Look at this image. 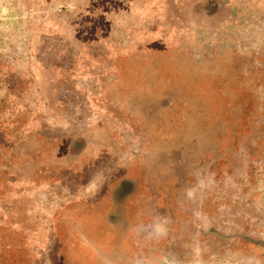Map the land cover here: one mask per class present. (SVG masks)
Returning a JSON list of instances; mask_svg holds the SVG:
<instances>
[{
    "label": "rangeland",
    "instance_id": "1",
    "mask_svg": "<svg viewBox=\"0 0 264 264\" xmlns=\"http://www.w3.org/2000/svg\"><path fill=\"white\" fill-rule=\"evenodd\" d=\"M173 1L0 0V264H168L184 213L242 176L259 78Z\"/></svg>",
    "mask_w": 264,
    "mask_h": 264
},
{
    "label": "flooded vegetation",
    "instance_id": "2",
    "mask_svg": "<svg viewBox=\"0 0 264 264\" xmlns=\"http://www.w3.org/2000/svg\"><path fill=\"white\" fill-rule=\"evenodd\" d=\"M171 7L169 11L178 14L189 32L223 41L224 51L230 54L228 60L245 64L248 71L250 63V72L259 78L257 90L264 107V0H176ZM261 120L264 125V115ZM255 137L241 138L242 145L253 146L251 151H240L244 155L239 166L242 176L238 177L232 167L229 174L221 177L219 191L211 189L208 205L193 206L197 211L184 213L181 225L184 232L173 239L167 238L166 244L159 248L165 253L160 256L161 262L257 264L255 258L251 261L243 258L249 254L264 258V134ZM253 171L256 173L251 176ZM252 192L260 194L256 195L259 204L248 202ZM255 212L262 214V221L252 219ZM174 242H178V247L169 248Z\"/></svg>",
    "mask_w": 264,
    "mask_h": 264
}]
</instances>
